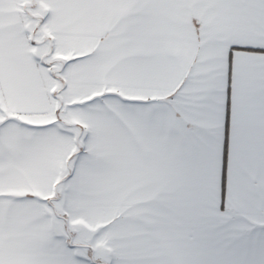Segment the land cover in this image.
Listing matches in <instances>:
<instances>
[{
    "label": "snow or ice",
    "instance_id": "snow-or-ice-1",
    "mask_svg": "<svg viewBox=\"0 0 264 264\" xmlns=\"http://www.w3.org/2000/svg\"><path fill=\"white\" fill-rule=\"evenodd\" d=\"M0 264H264V0H0Z\"/></svg>",
    "mask_w": 264,
    "mask_h": 264
}]
</instances>
